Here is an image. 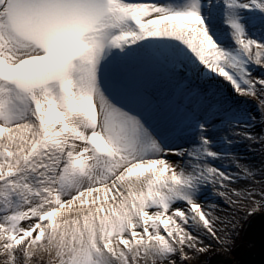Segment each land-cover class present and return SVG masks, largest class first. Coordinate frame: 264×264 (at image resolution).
Returning <instances> with one entry per match:
<instances>
[{
	"label": "snow or ice",
	"instance_id": "6c2138e0",
	"mask_svg": "<svg viewBox=\"0 0 264 264\" xmlns=\"http://www.w3.org/2000/svg\"><path fill=\"white\" fill-rule=\"evenodd\" d=\"M241 211L264 0H0V264H209Z\"/></svg>",
	"mask_w": 264,
	"mask_h": 264
},
{
	"label": "water",
	"instance_id": "95a60500",
	"mask_svg": "<svg viewBox=\"0 0 264 264\" xmlns=\"http://www.w3.org/2000/svg\"><path fill=\"white\" fill-rule=\"evenodd\" d=\"M243 238L245 242L236 247L235 264H264V214L248 217Z\"/></svg>",
	"mask_w": 264,
	"mask_h": 264
},
{
	"label": "bare ground",
	"instance_id": "6f19581e",
	"mask_svg": "<svg viewBox=\"0 0 264 264\" xmlns=\"http://www.w3.org/2000/svg\"><path fill=\"white\" fill-rule=\"evenodd\" d=\"M239 155L243 156V157H249L251 156V154L245 149L244 151H241L239 153ZM258 157L256 156H251L252 161L254 162V160H256ZM242 162H249L247 159H245ZM241 214V216H240ZM238 216H237V220H238V225L235 229V232L233 234V243H232V248L231 251L228 252L227 254L223 253L222 249L219 248H214L213 249V253L211 254L210 260H209V264H235L236 261H238L239 259L236 257V247H238L239 245H242L245 240L243 238V231H244V227L246 225V222L248 220V217L244 216V213L241 212Z\"/></svg>",
	"mask_w": 264,
	"mask_h": 264
},
{
	"label": "rangeland",
	"instance_id": "374dc122",
	"mask_svg": "<svg viewBox=\"0 0 264 264\" xmlns=\"http://www.w3.org/2000/svg\"><path fill=\"white\" fill-rule=\"evenodd\" d=\"M257 161H258V158H257L256 160H254V162H257ZM246 163H247V162H246ZM241 212H242V211H241ZM241 212H240V213H241ZM240 213H239V214H240ZM240 216H241V214H240ZM34 264H36L35 261H34Z\"/></svg>",
	"mask_w": 264,
	"mask_h": 264
}]
</instances>
